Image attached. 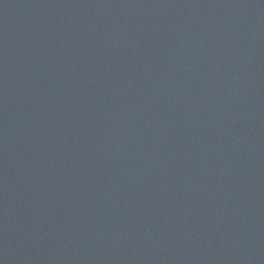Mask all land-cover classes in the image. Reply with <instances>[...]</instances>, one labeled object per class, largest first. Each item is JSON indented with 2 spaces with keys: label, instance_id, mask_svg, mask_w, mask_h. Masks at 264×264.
Listing matches in <instances>:
<instances>
[{
  "label": "water",
  "instance_id": "95a60500",
  "mask_svg": "<svg viewBox=\"0 0 264 264\" xmlns=\"http://www.w3.org/2000/svg\"><path fill=\"white\" fill-rule=\"evenodd\" d=\"M0 264H264V0H0Z\"/></svg>",
  "mask_w": 264,
  "mask_h": 264
}]
</instances>
